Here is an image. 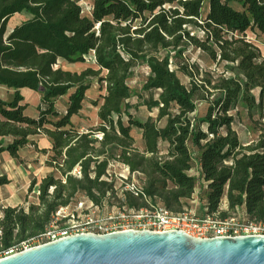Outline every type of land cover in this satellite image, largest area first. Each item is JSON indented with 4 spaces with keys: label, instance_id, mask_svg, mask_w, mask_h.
Segmentation results:
<instances>
[{
    "label": "trees",
    "instance_id": "obj_1",
    "mask_svg": "<svg viewBox=\"0 0 264 264\" xmlns=\"http://www.w3.org/2000/svg\"><path fill=\"white\" fill-rule=\"evenodd\" d=\"M23 12L30 17L6 33L10 18ZM249 30L264 34V0H93L91 16L79 0H0V86L12 90L6 98L0 92V155L18 159L43 134L51 143L47 163L61 174L43 178L39 203L27 210L3 207L0 245L37 239L78 194L100 203L113 189L102 178L112 160L145 172V194L181 209L196 189L189 173L193 148L207 182V212L227 218L245 210L247 218L264 222V56ZM189 48L205 53L214 69L171 68ZM91 51L96 67L71 71L59 64L85 62ZM140 64L149 67L143 104L156 110L146 119L131 111L129 77ZM94 85L102 92L93 101L101 125L80 132L73 117ZM26 88L41 95L36 116L26 113ZM199 103L207 105L204 115L196 113ZM242 112L260 131L246 142L233 128ZM133 128L143 133V152L132 147ZM9 183L0 176V186ZM127 201L143 205L130 194Z\"/></svg>",
    "mask_w": 264,
    "mask_h": 264
},
{
    "label": "rangeland",
    "instance_id": "obj_2",
    "mask_svg": "<svg viewBox=\"0 0 264 264\" xmlns=\"http://www.w3.org/2000/svg\"><path fill=\"white\" fill-rule=\"evenodd\" d=\"M92 2L93 0H79L83 14L91 16ZM232 4L235 6L237 5L235 2H232ZM29 17L30 15L26 12L15 15L7 22L6 33H8L15 24H18L28 19ZM196 33L200 37H203L204 35L201 30H196ZM247 37L260 47L261 53L264 56V34L258 31L249 30L247 32ZM162 53L165 54L166 52L163 51ZM173 54L174 52L172 53V55ZM178 63H188L190 65L198 64L202 68L211 70L214 69V65L205 53L192 48H189L187 51H185L181 57H174L172 67L177 68ZM59 64L63 68L73 71H81L88 66L96 67L93 60L90 59L85 60V62L76 63H69L61 59L59 61ZM218 69H222V67H218ZM147 73V65L140 64L134 67L133 72L129 77V85L135 92V95L132 98V104L134 105V107L131 109V111L134 116L139 119H146L149 115H155L156 113V110L150 112L145 104H143L144 101L149 97V92L142 90V84L148 77ZM178 75L185 83L189 82V77L184 73L178 71ZM2 93L4 95L10 94L9 91L6 90H2ZM22 93L25 97V100L29 103V106L26 109V113L36 116L37 107L40 103L41 98L40 93L28 90L27 88L23 89ZM101 93L102 92L99 90L98 85H94L87 91V97L83 102V109L81 110L80 114L73 117V121L79 127L80 132H88L90 130L98 129V127L101 125V120L97 115L98 107L93 104V101L97 100L100 97ZM157 93L158 92H155L156 97L158 95ZM137 94L143 96L139 97L137 96ZM63 101L64 100L61 99L60 103L62 104ZM206 109V104L199 103L196 113L199 115H204ZM202 126L206 128L205 124H203ZM233 128L237 131L239 137L245 142L254 139L260 132L259 130H254L253 124L250 122L245 112H242L240 118L236 119V121L233 123ZM96 134L99 135L103 133L101 131H97ZM131 135L134 138L132 147L143 152L145 150V139L142 131L137 128H133L131 131ZM33 139L34 142L32 144L27 145L20 151V156L18 159H14L9 152H3L0 155V176L5 175L10 180L9 184L0 186V218L3 216V207L12 205L23 207L25 210H27L32 203H39L40 185L43 178L48 174L54 172L56 177H61L60 172L49 166L47 163V159L51 155V152L49 151V149H47V147L50 146L48 137L41 134L35 136ZM164 147L165 144H160L161 151H159V155L161 156L166 155L165 151H163ZM44 150H46V152H44ZM123 164L124 163L119 161L115 162L114 167H112L111 171H114L118 174L122 173ZM126 168H128V171L131 175L133 174L132 177L137 182L144 185V181L146 180L145 172H143L142 170L131 171L127 165ZM190 170V175L196 178V189L198 187L199 190L196 191L195 189L193 197L188 199L186 204L194 207L199 214H203L205 208L208 207V187L206 190L203 189L201 187L203 186L202 179L197 173L192 174ZM86 199L87 198L84 195L78 194L76 199L67 206L68 211H72L74 207H76L81 201H85ZM116 204V201H104L102 209H92L85 212L90 215H100L102 213L106 214L107 212L112 211ZM221 207L227 208L224 202ZM233 214L245 217L242 211ZM41 241L42 240L40 238L33 239L26 241L24 245L33 246L41 243Z\"/></svg>",
    "mask_w": 264,
    "mask_h": 264
},
{
    "label": "water",
    "instance_id": "obj_3",
    "mask_svg": "<svg viewBox=\"0 0 264 264\" xmlns=\"http://www.w3.org/2000/svg\"><path fill=\"white\" fill-rule=\"evenodd\" d=\"M0 264H264V235L197 238L181 230L81 233Z\"/></svg>",
    "mask_w": 264,
    "mask_h": 264
},
{
    "label": "built area",
    "instance_id": "obj_4",
    "mask_svg": "<svg viewBox=\"0 0 264 264\" xmlns=\"http://www.w3.org/2000/svg\"><path fill=\"white\" fill-rule=\"evenodd\" d=\"M86 57L95 61L94 51ZM95 64V62H94ZM171 68L172 65H171ZM148 75L149 67L147 66ZM103 134L97 137L102 139ZM116 160L109 163L104 180L113 183V189L106 190L100 203H94L87 198L81 201L72 211L67 206L59 207L44 232L37 239L41 243L33 246L24 245L26 242L14 243L4 247L0 245V260L21 253L29 248L58 239L81 233L108 234L123 230H148L153 232L181 230L197 238L213 237H237L244 235H264V222L251 220L233 214L227 218H221L217 213H208L207 207L203 214H199L194 207L184 204L181 209L173 210L161 202L153 200L144 192V186L137 182L126 165L123 164V172L118 174L111 171ZM80 174L79 169L74 170ZM138 198L143 205H130L127 195ZM116 201L112 211L100 215H90L85 211L102 209L104 201ZM227 206L226 199L223 201Z\"/></svg>",
    "mask_w": 264,
    "mask_h": 264
},
{
    "label": "crops",
    "instance_id": "obj_5",
    "mask_svg": "<svg viewBox=\"0 0 264 264\" xmlns=\"http://www.w3.org/2000/svg\"><path fill=\"white\" fill-rule=\"evenodd\" d=\"M17 14H20V13H16L15 15H17ZM15 15H13L10 19H12ZM21 23V22H20ZM20 23H18V24H15L11 29H10V31L15 27V26H17V25H19ZM9 31V32H10ZM65 69V68H64ZM68 70V69H67ZM70 70V69H69ZM71 71H73V70H71ZM2 90H6V91H9V93L11 94L12 93V90L11 89H8L7 87H5V86H0V92H1V94L6 98V97H8L10 94H8V95H4L3 93H2ZM23 90V89H22ZM29 90V89H28ZM7 93V92H6ZM50 142V141H49ZM51 147V143H50V146L49 147H47V148H50ZM193 150V156H194V162H193V166H192V168H191V170H190V172L192 173V174H195V173H197L198 175H199V177L202 179V181H203V186H201L203 189H207V182L202 178V176H201V171H200V160H199V157H198V151L195 149V148H193L192 149ZM199 189H198V187H197V189H196V191H198ZM242 213H243V215H245L246 216V213H245V210H242Z\"/></svg>",
    "mask_w": 264,
    "mask_h": 264
}]
</instances>
